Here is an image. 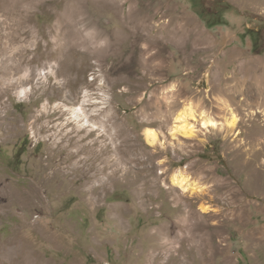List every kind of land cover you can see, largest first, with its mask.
I'll return each mask as SVG.
<instances>
[{
	"label": "rangeland",
	"instance_id": "374dc122",
	"mask_svg": "<svg viewBox=\"0 0 264 264\" xmlns=\"http://www.w3.org/2000/svg\"><path fill=\"white\" fill-rule=\"evenodd\" d=\"M252 33L264 0H0V264H264ZM187 105L219 126L174 137Z\"/></svg>",
	"mask_w": 264,
	"mask_h": 264
},
{
	"label": "bare ground",
	"instance_id": "6f19581e",
	"mask_svg": "<svg viewBox=\"0 0 264 264\" xmlns=\"http://www.w3.org/2000/svg\"><path fill=\"white\" fill-rule=\"evenodd\" d=\"M176 34H177V32L173 33L174 36H176ZM24 92H26V90ZM22 94L24 96L26 95L25 93H22ZM88 98L89 97L86 95L84 101H82L81 104H79L75 108L70 109L71 120L73 122H76V124L79 128H88V127H92V129L93 128H96V129L100 128L103 125L102 122L105 119L103 118V121L96 122V121H94L95 119L92 120L91 117L98 115L99 112L102 109H104L107 104L105 103L102 106L99 105V106H96L95 108H93L92 110H89L87 107L90 104V101H88ZM190 119H192V120H199L200 119V121L203 125L202 127L206 128V129H209L210 127L216 128L219 126V123L216 122L214 119L210 118L209 116H207L206 113H203V112L199 113L197 111V109L194 108L192 105H187V106H185V108L183 109L182 112H180L179 114H177V116H175V123L172 127V130H171L172 135L174 137H177V136L192 137V136H194V133H195V129H194L195 127L194 126L195 125L193 126L192 124H190V122H189ZM236 122H237V116L235 114H232L231 120L228 122V126L234 127L236 125ZM102 127H104V126H102ZM145 134H146L147 141L151 145H156L160 141L159 133L155 129L148 128L146 130ZM172 182H173V185L180 188L184 192L197 193V192L201 191V186L199 187V185L190 176H188L184 171H177L172 177ZM32 201H33V199H32ZM14 203H15V201H14ZM204 210L208 211L209 208L205 207Z\"/></svg>",
	"mask_w": 264,
	"mask_h": 264
},
{
	"label": "trees",
	"instance_id": "16d2710c",
	"mask_svg": "<svg viewBox=\"0 0 264 264\" xmlns=\"http://www.w3.org/2000/svg\"><path fill=\"white\" fill-rule=\"evenodd\" d=\"M228 23H227V21H225V19H222V18H220L219 20H217V21H213V22H211L210 20H206V26H207V28L208 29H213L214 27H216V26H221V25H227ZM253 34V36H252V39H253V42H254V46H253V50H254V52L256 53V54H262V53H264V51L263 50H260L259 51V34H255V33H252Z\"/></svg>",
	"mask_w": 264,
	"mask_h": 264
}]
</instances>
